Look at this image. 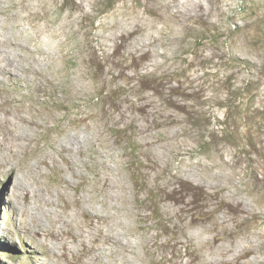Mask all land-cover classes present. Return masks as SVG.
<instances>
[{
	"label": "rangeland",
	"instance_id": "374dc122",
	"mask_svg": "<svg viewBox=\"0 0 264 264\" xmlns=\"http://www.w3.org/2000/svg\"><path fill=\"white\" fill-rule=\"evenodd\" d=\"M0 3V33L14 39L7 26H28L23 43L36 49L39 38L44 54L19 53L45 72L22 93L0 82V101L19 99L5 104L15 121L41 113L32 147L78 145L65 151L76 177L59 153L32 151L27 162L58 158L74 183L67 193L82 187L85 211L107 216L105 230L124 248L100 243L102 262L216 264L246 252L241 261L264 264V0ZM0 137L15 143L1 126ZM2 150L0 162L11 158ZM13 179L0 174V264H43L15 214ZM213 221L234 232L212 230ZM219 231L227 239L214 241Z\"/></svg>",
	"mask_w": 264,
	"mask_h": 264
},
{
	"label": "bare ground",
	"instance_id": "6f19581e",
	"mask_svg": "<svg viewBox=\"0 0 264 264\" xmlns=\"http://www.w3.org/2000/svg\"><path fill=\"white\" fill-rule=\"evenodd\" d=\"M19 5L23 9L27 8L28 6L27 0H19ZM0 12H4V10L0 9ZM10 16L14 20H16L15 19L17 17L16 14H13ZM18 21L21 22L20 19ZM6 24L5 23L3 24V21L0 19V25H2V28ZM15 27H17V29H15L16 31L15 30L13 31L14 26L12 24L9 27L7 26V29L12 33V35L13 36L15 35L14 39L8 35H3L2 33H0V82H4L5 79H8L9 81L7 80L8 82H6L7 86H5V88L7 90H10L9 82L11 80L15 83L16 90L22 93L23 89L25 88L23 81L26 83L27 82L30 83L33 79H38V76L40 74H45V72L40 68V66L38 67L37 64L28 63L27 59L22 57L23 54L19 53V49L21 50L26 49L27 52L28 51L32 52V49L35 47V46H33V48L30 47L31 48L30 49L23 43L24 37L29 36L25 28L28 26L22 27V25L16 22ZM34 31L37 32V30H34ZM36 36L39 37L41 35L39 32H37L35 37ZM54 37L52 35V38ZM38 40L39 38H33V41L36 43V46H37V48L36 49L34 48L33 51H36L40 54H44L43 48L40 47ZM43 42H44V39L42 43ZM29 52L28 54H30L31 56L32 53H29ZM31 58H35V57L33 56ZM31 61L33 62V59ZM35 61H37L36 58H35ZM17 98H18V95H17ZM11 100L17 101L19 99H16V97L14 98L13 96V98L0 101V126L3 129L7 128L8 131L13 134L15 143L8 144L6 141V137H0V149H3L6 152L4 153L7 154L6 156L7 157L10 156L11 158L19 157L20 153H22L21 158L25 160L24 161L25 163L23 165L21 164L14 165L11 162L12 161L11 158L10 159L8 158V160L6 161L3 160L0 162V174L9 173L13 175L14 177L13 183L9 189V192H10L9 197L11 198V201L13 200V208H14L15 214L19 218L20 225L24 227V233L26 234L28 233L31 235L33 243L35 244L36 248L39 250L43 264H108V263H104V261L102 262V258L100 255L102 248H101L100 243H110L113 241L114 243L117 244L118 248H122V249L124 248V244L116 236L110 235L109 234L110 232L107 233V231L105 230L103 225L104 223H106L107 216H105V214L98 215L96 214V212L95 214H92V212L91 214H88L85 211L84 198L86 199L87 196L85 197L83 196L82 187L75 186L76 189L73 195H70L67 193V189L72 188V185L74 183L72 184V180L70 179V176L67 177L68 175L67 176L65 175L66 173L65 170L67 168L64 169V166L60 164L61 161L59 162L57 160L58 158L53 156L51 157V161H49V156H47L48 154L47 155L45 154V155H41L40 157L35 158V161L33 164H30L27 162V160L30 157V154H32V151L33 152L34 151L43 152L46 150L50 155L54 153L55 154L59 153L62 155L63 160L66 162V165H68V170L72 173L71 175L73 177H76L79 175L80 171L78 172L76 168V165L74 163L75 159L70 160V158L67 157L65 151L67 150V153H68V151H72L75 148H77L78 145L76 144L77 147H75L76 146L75 144L69 145V146H66L64 144L65 146L61 145L62 148L59 149L58 148L59 146L56 145L57 142L55 143L56 138L55 140L53 138L54 141L53 140L50 141L48 145L42 144L43 146H39L37 144L34 147H32V142L37 138L35 129L40 128L42 125L45 124L44 122L40 121V119L39 120L37 119L38 115H41V113L36 112V113H33L27 116L25 115V113L23 114L21 111V113L19 112V114L16 117L18 121H15L14 120L15 118L14 119L11 118L14 110L5 105L8 101H11ZM18 107H19L18 108V111H19L24 106H22V103H21ZM79 147L81 148L80 145ZM100 166L101 168L105 170H107L110 167L105 161H103L100 164ZM46 168L51 169V172H52L51 175H48V173L45 171ZM100 180H99L100 183L102 182V188H104L107 183V178H105L104 176ZM55 197H57V199ZM106 200L105 201L102 200L105 205H107ZM234 209L239 212V216H240V212L242 211V208H240L239 206H235ZM71 211L73 212V215H71ZM38 212L40 213V215H42V217H39L37 215ZM79 213H81L84 216L86 215V217L82 219H78L77 215ZM26 215H29L32 219V222L31 223L28 222V225H25L24 223L25 220H23L25 219ZM193 219L191 220L189 219L190 223H194ZM219 221H221V219ZM223 224H224L223 221L215 222L214 228L212 230L215 229L218 231L219 229H223L222 232L223 231L234 232V230L231 231V230H228V228L223 227ZM222 234L223 233H220V231L216 232V234H214L215 237H213L214 241L221 240L224 235ZM224 236H226V239H227V235H224ZM187 241H190V239H188ZM0 245H3L1 241H0ZM193 251L194 250L190 248L188 254L191 255ZM245 255H246V252L235 255L233 258H228L224 256L222 259L218 260L217 262L215 261V263L216 264H231L233 262L235 264H250L247 260L241 261V257H244ZM194 259L195 258H191V261H190L191 264H195L193 263ZM110 262L111 264H127L129 261L125 260L124 262L123 261H114V262L110 261Z\"/></svg>",
	"mask_w": 264,
	"mask_h": 264
}]
</instances>
